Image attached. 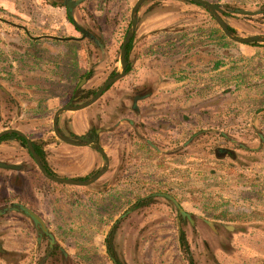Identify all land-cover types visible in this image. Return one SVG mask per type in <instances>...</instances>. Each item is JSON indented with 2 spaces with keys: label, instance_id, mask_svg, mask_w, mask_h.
I'll return each mask as SVG.
<instances>
[{
  "label": "crops",
  "instance_id": "crops-1",
  "mask_svg": "<svg viewBox=\"0 0 264 264\" xmlns=\"http://www.w3.org/2000/svg\"><path fill=\"white\" fill-rule=\"evenodd\" d=\"M41 1L44 3V6L40 0H36L35 3L33 1V3L42 9L41 12H43V8L44 10H46V8H55L58 10L60 13L58 14V18H60L62 23L65 25V28L68 30L69 25L71 24L66 19V10L64 12V9L60 5L53 7L48 5L45 2L46 0ZM206 1L219 5L224 11L223 13H226L224 10L226 6L230 7L237 5V0ZM160 2L158 3V8L152 10V12L141 20V23L136 29V32L139 31V34L136 33L138 34L135 39L136 44L129 54L131 55L129 58L131 69L138 68L136 66L141 65L144 61H146L145 58L149 54L157 52L156 46H145V44H149V42H145V39L155 36L160 37L159 35H164V37L168 38L171 31L182 34V32L187 33L189 31H195L196 29L206 28L205 33L209 35L206 37L205 42H200V49L198 48L199 55L194 58V61H200V71L207 76H205L206 78L204 79V81H206V83H204L205 86H201L202 89H204L206 85L212 87L211 89H208V87L206 88V91L210 90L211 92H208V95L203 94V98L199 99L200 103L202 101L201 104L206 105L209 104V102L212 104L210 106V110L205 106V108L202 109L201 106L200 110H196L197 114L200 115V118L206 117L216 120L218 117L217 114H219L218 110L220 109L217 104L219 97H223L224 95L231 96L235 101L229 106V108H234L233 113L230 111L231 109L229 110V108H225V111H230L233 116H235V123L240 121L239 119L244 120V122L242 123L240 121V126L238 127L239 131L237 129L232 131L230 130L228 135L234 139L235 144L245 150H263L264 45L253 47L249 45H232L227 43L221 39V35L218 33L220 28L218 29L217 25L210 23L209 20H211V16H208L209 20L205 18V14L207 13L204 9L188 6L186 5L188 3L183 1H180L183 3L178 6H173L168 1ZM260 2H264V0H255V2L253 0L244 1V7L246 8L241 10L249 11L252 14L240 15L236 13V10L240 9H235L234 11L235 14H233V20L235 24L238 25L241 23L245 27L244 30H246L249 35H253V31H259L258 33L264 32V11L262 12V10H260ZM28 4L29 0H0V25L5 21V24L11 26L12 31H10L9 35L11 40L16 42V45L13 47L16 48V52L26 55H22V59L16 61L18 63V67H21L19 70V76L16 75V77L26 81V87H16L12 94V88L10 90L8 86L11 82L15 83L17 79L11 76L8 71L4 74L2 66H6V56L10 55L11 52H13L12 50L15 49L10 48L9 51L6 49L5 51L0 52V71H2L0 72V78L2 79V82L5 83L3 85L0 83V86L2 87L1 90L5 91L9 95L11 94L13 96V100L19 106H24V109H20V113H18V115L19 118L27 119V122H25L26 124H23L25 125L24 127L22 122L19 124V128L16 126L12 127L16 129L18 128V130L24 133L31 141L42 143L45 160L49 169L53 173L63 178L82 179L94 174L103 166L104 162L100 155L90 146H72L58 141L52 134V118L54 113L59 108L67 104L66 102L68 100H66V96L68 95V97H70L69 95H71V92L75 89L76 84L78 83L79 75L76 68L77 64L75 62V50L77 49L76 46H78V44L82 45L84 42L78 43L79 40H67V38H78L74 37L75 35H72L71 33H69L66 37L51 35L48 33H33V27L31 28L28 23L42 21L44 14L41 13L35 20L32 19L34 16L26 10ZM172 9H175L177 15L173 16V14L170 13ZM61 12H63V14ZM3 13L6 16H9L10 20L13 22L25 21L26 23L18 24L9 22L6 19H3ZM195 15H202L207 24L205 26H200V24H198V19L196 18L195 20ZM238 16H241L243 19ZM225 21L227 22L226 19ZM229 22L230 21L227 23L228 26L238 32L235 25H232ZM258 25L259 27H256ZM71 26L75 30L74 26ZM39 27H43L42 24H40ZM202 33H204V31ZM179 36L184 37V35ZM61 38L66 40H62ZM166 40L165 42H167ZM165 42L163 44L168 47ZM168 44H170V41ZM25 45L28 46L27 50H24ZM41 45L44 47H53L54 45L68 47L69 52L65 54V58L67 59L66 67L62 69L61 67H56V64L50 61H44L43 57L39 56L35 49V47L38 48L41 47ZM172 46L174 45L170 44V47ZM103 53H106L105 49H103ZM12 54L16 55L15 53ZM43 63L46 64L43 65ZM181 66V68L179 67L180 71H178V73L171 77H166L167 79L165 78L169 84L173 81L175 85H183V83L188 82L185 77V72L183 71L184 65ZM7 68L10 70L11 67L8 66ZM60 70H63V72L66 70V73L62 76L61 74H57ZM36 73L41 76V85H37L38 83L30 81L31 76H37ZM124 80H126L124 84H127L130 79L125 76L115 84H123ZM54 84L58 87L56 91L53 87ZM136 84L138 83H135L134 85ZM64 85L68 88H66V91L60 92L58 89H61ZM148 86L150 90L147 92L143 91L144 89L141 90L145 95L135 103V111L131 109L133 101H130V98H128L129 96H127L124 91L110 87L98 101L89 106L91 108L87 113H80V111H84L87 108L89 109V107L80 111H65L59 116L61 120H68L70 131L78 136L87 133L93 124H99V126L103 127L98 134V142L108 158V168L107 171L94 183L88 186H68L57 185L54 183L48 184L44 182V179L38 176L40 179L39 182L38 177H36V174L32 169H28L26 171L23 170L17 174L6 172V174L9 175V178L6 180V185H8L7 187L12 191V193L5 195L6 192L4 191V196L2 198L17 199L25 205L24 207L38 215L44 222L48 232L47 234L52 239V242L60 248V255H55L52 259H49L51 263L46 262V264H112L106 253L104 241L112 227V224L120 217L119 215L129 207V205L125 207L126 204H124V201L127 202V199H130L133 193L130 184L139 179H135L134 174L131 175L129 174V171L127 172V170H129L128 160L120 161L117 165V168L119 169L116 171V165L112 162L110 155L107 154V150L105 149L104 140L107 142L110 135L120 132L122 130V126L125 124L130 126L132 129V133L128 135L129 139L132 140L131 142L129 141L130 150L132 152H136L137 154L140 153L137 151V149L140 148V144H146L148 149H152L154 152L156 151V148L158 147L152 143L154 140L153 134L155 133L148 131L152 137L147 140L142 137L143 134L140 126L138 127L137 125L140 118L147 119V121L143 123L146 128L148 127L147 129H152V126L154 125L153 123L156 114H153V117H148V119L145 114V110L141 109L138 105H141L143 101L151 98L152 94L149 93V91L152 90L151 83H149ZM137 90L138 93L136 95L141 94L139 91L140 89ZM226 90H228V94H224ZM136 95H134V97ZM101 99L106 100L101 103ZM125 102H128L129 105H126ZM189 111L190 110L181 111L180 114L174 112L173 115L171 110L162 114L165 117L166 130L165 138H163L165 148L172 147L174 145L180 146L181 151L188 149L189 143L187 140L183 142L180 137L188 135L190 132H194V130L189 131L190 129L188 128V125H183L184 117L186 118L188 116ZM175 114H177V116H175ZM49 118H51V125H47ZM132 118L134 120L136 119V121L133 122ZM36 122L40 124L39 127H34ZM15 123L16 121H13V124ZM218 128H220V126L218 127L215 124L209 131H218ZM196 132H199L198 129H196ZM174 135L179 136V138L174 137L175 139H173ZM232 141L233 140H231V142ZM0 161L17 165L22 162L24 166H30L27 158L25 157V151L15 141H5L0 143ZM254 166L255 168H259L262 174L261 178H264V159L262 162H259ZM15 176L20 177V181L17 186L14 185V182L11 180L12 178L14 179ZM244 180L247 181L246 179ZM145 191L146 190L143 192ZM160 194L165 193H157L154 195L153 199H156V197L166 199ZM93 195H95V197H101L102 199L106 196L107 198L109 197L108 199L116 198L115 204L113 202L107 203L109 208L107 210L111 213L114 212V215L112 214V216H108L106 219L104 218L105 221H100L99 224L92 223L91 218L87 217L85 211V214L82 215L80 211L83 209L77 207L76 200H78L79 197H85L88 199ZM166 195L172 197L178 207L171 200L166 199L170 205L172 204L174 208L176 206L177 208L182 209V213L185 212L186 215H191L188 211L183 209V202H178L175 196L173 197L169 193ZM12 203H14V201H12ZM232 209L233 212L231 216H233L234 221H227L224 223L218 221L217 223H223L225 228L229 227L228 224L231 227L233 226L232 228H234V226H244L245 224H248L246 219L251 217V208L233 207ZM194 211L202 213L199 207H194ZM13 212L15 211H10V213ZM78 213H80L81 216L77 217ZM46 217H51L53 220V226L50 222L46 221ZM25 218L29 222L27 229L28 235L25 234L29 244L25 245L26 247L23 245L21 248L20 251L23 253L22 257L25 259H20L21 261L19 260L20 262H18V264H27L29 260L32 259V250L34 249V251H36L45 244L43 242L44 238H42L40 232L38 231V227L34 225L28 217ZM170 218L176 222V217L170 215ZM170 218H166L167 221L149 227V232H154L153 237L158 238L155 239L154 242L144 240L140 241L141 234L139 235V233H141L143 225L145 224L142 220L141 228L138 227V231V228L135 231L133 230V233L137 232L139 237L135 239L136 235L134 234L129 237L128 240H122L123 243L122 241L120 243V241L116 240L115 245L117 246L118 252L120 253L121 251L119 255L124 264H183V256L178 242L179 229L176 223V226L173 225ZM198 219L199 218H197V220ZM242 221H245L244 225H242ZM149 222L153 224L152 220ZM209 222L214 223L215 221ZM195 223H197V221ZM70 227L76 230V232H79V234H76V239H65L62 236L63 230ZM245 227L246 230H251L248 225H245ZM166 235V238H161V236ZM22 238H24V235ZM169 241L173 243L172 247L167 246L169 245ZM96 250H99L97 254H95ZM16 251L18 252L19 250ZM10 252L11 250L8 249L6 252L1 253L0 262L2 264L11 262L13 258L18 259L20 256V254L17 255V252ZM146 253H148V255H165L164 257H159V260L158 258L153 260L152 258H147ZM168 254H171L172 256L168 258ZM41 255L42 254H39V256Z\"/></svg>",
  "mask_w": 264,
  "mask_h": 264
},
{
  "label": "rangeland",
  "instance_id": "rangeland-1",
  "mask_svg": "<svg viewBox=\"0 0 264 264\" xmlns=\"http://www.w3.org/2000/svg\"><path fill=\"white\" fill-rule=\"evenodd\" d=\"M33 1L34 3L36 2V0H29V4L26 9L28 13L34 16L32 19L35 20L39 14H44V17H42V21L28 23L31 28L33 27V33H48L61 37H66L69 35V33H71L72 35H75L74 37H81L79 31L74 30L71 25H69L68 30L65 28V25L62 23L60 18H58V14H60L58 10H56L55 8H46V10H44L43 8V12H41L42 9L39 8L38 5H35ZM135 1L136 0H85L72 9V17L76 24L80 27L94 28L95 31L99 34V40L106 51V53L104 54L103 51L95 47L88 40H85L84 44L76 46L77 49L75 50V62L77 64L76 68L78 73H91L89 81L83 83L85 84V89H94L96 87H99L110 76L112 71L119 72L121 70L119 63V49L126 31L129 30V14ZM154 1L155 0H146L142 7L145 9H149L150 5H152ZM160 1H168L173 6H178L179 4L183 3L179 0H159V2ZM244 1L245 0H237V5L230 6L231 9L246 8L244 7ZM253 1L255 2V0ZM40 2L44 6V3L41 0ZM45 2L47 4L52 2L57 5H63L62 3L64 2V0H46ZM186 3H188L186 4L188 6L204 9L195 3ZM62 8L65 12V7ZM204 11L208 14H205V18L209 20V12L206 9H204ZM61 13L63 14V12ZM170 13H172L173 16L177 15L175 9H172ZM142 14L140 18H142ZM231 14L232 13L224 16V18L227 20V23L228 21H230L229 23L235 25L238 30L237 35L239 37L252 36L249 35L246 30H244L245 27L241 23H239L238 25L235 24L233 20L234 15ZM3 15V19H6L9 22H13L12 20H10L9 16H6L4 13ZM194 17L195 20L196 18L198 19V24H200V26H205L207 24L204 21L202 15H195ZM209 21L210 23L218 26V24L212 17ZM5 23L6 22L4 21V23L0 25V52L5 51L6 49L9 51L10 48L15 49L12 50L13 52H11L10 55H7L5 59L6 66L11 67L10 70L6 66H2L4 74H6V72L8 71V73L10 72L11 76L17 79L15 83L11 82L8 86L10 90L12 88L11 93L13 94V90L15 91L16 87H26V81L20 79L19 77H16V75L19 76V70L21 69V67H18V63L16 61L21 60V56L25 54L16 52V48L13 47L16 45V42L12 41L9 35L10 31H12V28L10 25H7ZM13 23L25 24L26 22L24 21ZM40 24H42L43 27H39ZM256 27H259V25ZM202 30L204 31V33H202ZM205 30L206 28H200L196 29L195 31H189L187 33L182 32V34H179V32L176 33L175 31H171L168 38L164 37V35H159L160 37L155 36L156 38L152 37L149 39H145V42H149V44H145V46H156L157 52H155L154 54H149L148 56L150 57L147 56L145 58L146 61H144L141 65L136 66L138 68L130 69V71L125 75L130 79L127 84H124L126 82V80H124L123 84L114 83L111 86V88L114 87L113 89L124 91L125 94L129 96L128 98H130L131 101L134 95L138 93L137 89H140V93L143 91L147 92L148 90H150L148 85L149 83H151L152 90L149 91V93L152 94L151 98L149 100L143 101L141 105H138L141 109L145 110L147 118L153 117V114H156L153 123L154 125L152 126V129H147L148 127L146 128L143 125V123L147 121V119L144 118H140L137 125L138 127L140 126L143 134L142 137L147 140L152 137V135L149 134L148 131H152L153 133H155L153 134L154 140L152 142L155 146L158 147L156 148L155 153L152 149H150V154H137L136 152H132L130 150L129 144V141L131 142L132 140L128 137V135L132 133V129L130 128V126L125 124L122 126V130L120 132L110 135L107 142L104 140V146L107 150V154L110 155L112 162L116 165V171L117 169H119L117 168V165L120 161L128 160L129 170H127V172L129 171V174L131 175L134 174L135 179H139L136 180L134 184H130L133 193L137 194L140 191L143 192L144 190H146V193H149L151 191L156 192L160 189L167 191V193L169 192V194L172 196H175L178 202H183V209H185V211H188L189 214L193 215L190 217V219L194 222L193 226L196 225L195 227H190L189 224H186V226L189 228V231H191L188 236V241L191 243L193 250L196 252V255L199 256L201 264H264V231L245 230L241 225L234 226V228H232L231 230L229 228H225L224 225L209 222L211 216L194 211V205L190 203L191 201L194 204H199L200 202H202L200 201V195H202L203 193L205 197L204 199H210L212 196H215L218 193L227 194L229 192V182H218L212 179V175L216 173H213V164L215 163V160L213 159L215 158L213 155H210L208 153V150H206L208 149V145H205L207 143V139H202L196 145H193V147H190L184 151H181L180 146L174 145L172 147L165 148V145L163 143L166 129L165 117L162 114L166 112L172 110L174 115V112L180 114L181 111L193 109V114L195 116L192 118H187L190 115L188 114L186 118L184 117L183 125H188V128L190 129L189 131L194 130V132H190L188 135H183L182 137H180L183 142L187 140V142L189 143L193 139V137H190L189 135H192L196 132V129L199 130L200 128V115H198L196 111L198 109L200 110V104L202 103V101L200 103L199 99L203 98V94L208 95V92H211L210 90L206 91L207 87L208 89L212 88L211 86L206 85V87L202 89L201 86H205L204 83H206V81H204V79L207 76L200 71V61H194V58L199 55L198 48L200 49L201 45L200 39H206V37L209 35L205 33ZM258 32L259 31H253L252 34L264 36L263 32ZM136 33L139 34V31H137ZM179 35H184V37ZM165 40L167 42H165ZM169 41L170 44L174 46L170 47V44H168ZM164 42L165 44L167 43L168 47L163 44ZM27 49L28 46L25 45L24 50ZM35 49L36 53L39 54V56H42L44 61H50L56 64V67H61L62 69L66 67L67 59L65 58V54L69 52L68 47H60L59 45H54L53 47H44L41 45V47H35ZM12 53H15L16 55H13ZM130 57L131 55H129L128 57L129 62ZM45 64L46 63H43V65ZM181 65H184L183 71L185 72V77L187 78L188 82L183 83V85H175L173 81L169 84V82L166 80V77H171L174 74L178 73V71H180V68L182 67ZM64 73H66V70L64 72L63 70H60L57 74H61L62 76ZM36 75L37 76H31L30 81H34L38 83L37 85H41V76H39V74L37 73ZM123 77L121 79H123ZM0 83L2 85L5 84L2 82L1 78ZM135 83L138 84L134 85ZM53 87L55 88V91L58 88L55 84ZM1 88L2 87L0 86V129L2 128L0 131L4 130V127L13 128L12 126H16L19 128V124L21 122L22 125L27 122V119L19 118L18 115V113H20V109H24V106H19L13 100V96L11 94H8V97H5V95L3 97ZM66 88L68 87L64 85L61 89L58 90L60 92L66 91ZM142 89L144 90L141 91ZM112 93L115 94L114 92ZM224 94H228V90H226ZM68 98L70 97H68L67 95L66 100H68ZM105 100L106 99H101L100 102L102 103V101ZM234 102L235 101L231 96L224 95L223 97H219L217 104L219 105V108L221 110L225 111V108H229V106ZM125 103L126 105H129L128 102ZM211 104L212 103L210 102L209 104H204L202 106V109L206 107L210 110ZM90 108L91 107H89V109H85L84 111H80V113H87L88 111H90ZM230 109L232 108H229V110ZM177 114H175V116H177ZM239 120L242 123L244 122V120ZM13 121H16L17 124H13ZM50 121L51 118H49V122H47V125H51ZM132 121L134 122L136 121V119L134 120L132 118ZM240 121H238V123H240ZM24 126L25 125H23V127ZM39 126L40 124L37 122L34 124V127ZM174 137L179 138V136L174 135L173 139H175ZM222 152L223 151L219 152V154H222ZM241 153L240 158L243 162L244 158L243 154ZM25 157L27 158L28 163L34 169L33 171L36 174V177L39 176L42 179H45L41 176L31 158L27 156L26 151ZM188 161L190 163L189 165H187ZM200 174H203L206 177L203 178ZM7 186L8 185H6V181H4L3 177H0V209L6 210L7 208H10L15 204H21L24 207L25 205L17 199L14 200L11 198H2L4 196V191L6 192L5 195L12 193V191ZM98 198L99 197H95V195H93L88 199L85 197H79V199L76 200L77 207L83 209L80 211V213H82V215L86 213L87 217H90L92 223L94 224H99L100 221H105L106 217H110L112 216V214L114 215V212L111 213L107 210L109 209L107 203L113 202L115 204L116 198L108 199L109 197L107 198V196L104 197V199H102L101 197L99 199ZM2 200L7 201L2 202ZM195 200L197 201L195 202ZM12 201H14V203H12ZM130 201L131 198L127 199V202L124 201V204H126L125 207L129 205ZM80 213H78L77 217L81 216ZM121 215L122 214H120L119 216ZM170 215H172L173 217L177 216L174 206L172 204L170 205L166 201V199L156 197V199H153L148 206H145L141 208V210L137 211V214L127 220V223H130V227H132L131 229L135 231L138 227L141 228L142 222H145V224L143 225V230L141 231V233H139V235L141 234L140 241L144 240L148 242H154L155 239L158 238L153 237L154 232H149V227L167 221L166 218L169 219ZM25 217L27 216L18 211H15L13 213L6 212L0 215V245L2 246V249L4 250V252L9 249L11 250L10 253L17 252L16 250H19L17 252V255L20 254L18 259L13 258L11 262H7L6 264H15V261L18 262L20 259H25L24 257H22L23 253H21L20 251L23 245L25 246L29 244L27 238L25 237V234L28 235L27 229L29 222ZM197 218L204 219L208 223H203L204 225L201 226V220L200 223H195L196 221H199V219L197 220ZM150 220H152L153 224L149 222ZM46 221L50 222V224L53 226V220L51 219V217H46ZM171 222H173V225L176 226L175 222L172 219ZM228 226L230 225L228 224ZM139 228L137 229V231L139 230ZM127 233L128 228L126 231H122L121 229L116 240L120 241L121 243L122 240H128L129 237L133 236L134 234L136 235L135 239L139 237V235H137V232L130 234V236H128ZM76 234H79V232H76V230L70 227L63 230L62 236L65 239H76ZM23 235L24 238H22ZM163 237L166 238L167 235L161 236V238ZM43 242L45 243L44 239ZM172 244L173 243L169 241V245L167 246L172 247ZM98 251L96 250L95 254H97ZM32 252H34V249L32 250ZM148 253H146V257L152 258L153 260L155 258H158L159 260V257L161 258L165 255H148ZM37 254L39 255L42 253L41 251H38ZM171 256V254L167 255L168 258H170ZM32 258L38 259V256L35 255L32 256ZM33 262H36V260H33ZM0 264L2 263L0 262Z\"/></svg>",
  "mask_w": 264,
  "mask_h": 264
},
{
  "label": "trees",
  "instance_id": "trees-1",
  "mask_svg": "<svg viewBox=\"0 0 264 264\" xmlns=\"http://www.w3.org/2000/svg\"><path fill=\"white\" fill-rule=\"evenodd\" d=\"M259 1V0H257ZM261 3L262 12L264 11V2ZM259 3V4H260ZM51 6H56L57 4H54L52 2L48 3ZM63 7L64 5H60ZM224 15H228L232 13L231 15L235 14V9H231V7L226 6L225 7ZM237 16V15H236ZM213 18V16H211ZM242 18L241 16H238ZM251 17V16H249ZM66 19L67 21L73 25L74 20L72 16H69L66 12ZM214 19V18H213ZM243 19V18H242ZM228 27V30L231 35L237 36L236 30L233 28ZM75 28V27H74ZM219 29V28H218ZM75 30H77L75 28ZM218 33L221 35V39L223 41H226L227 43H230L232 45H240L234 42H230L229 39L222 33V31L219 29ZM264 33V32H263ZM200 42H205V39H200ZM132 40L126 45V55H125V62L128 63V56L129 51L131 48ZM79 45V44H78ZM241 45H249L253 47H259L264 45V43H257L252 42L249 44H241ZM131 67L129 64H127L125 74H127L130 71ZM78 83L76 84L75 89L71 92V96L68 99L67 102L73 101L74 102H81L88 101L91 97H93L98 89V87L94 89H83L79 86V83L82 79L86 78L89 79L91 77V73H84L79 74ZM117 75L116 71H113L109 78H113ZM109 86L107 90L110 88ZM2 95L4 97H8V94L2 90ZM218 102V101H217ZM204 104H200V107ZM232 108L230 111L233 113ZM237 109V108H236ZM230 111H223L218 110V117L217 119L213 118H206L201 117L200 118V128L199 132H195L192 135H189L190 137H193V139L189 142V146L193 147V145H196L198 142H200L202 139L206 140L208 145V150L210 155H213L215 159V163L213 164V173L212 179L216 180L218 182H229V192L227 194L224 193H218L215 196H212L210 199H204V193L200 195V202L199 204H194L192 201L191 204L194 205V207H199L200 211L203 214H208L211 216L210 221H215V224L223 225L224 222L227 221H234L233 216H231L233 212V207H249L252 210L251 217L246 219L248 221V225L251 230L256 231H264V178H261L262 174L259 170V168H255V164L262 162L264 159V149L260 150H245L239 145L234 143V139L229 136V131L231 130H238L239 131V123H235V116ZM208 113V112H204ZM189 117H194L193 109H190L189 111ZM220 118V119H218ZM217 125L218 128L221 131H209L213 125ZM237 124V125H236ZM7 128V127H4ZM240 134V133H237ZM189 139V137H188ZM8 140H15L19 143H24V139L17 135L16 133H6L0 137V143ZM231 140H233L231 142ZM33 149L35 153L37 154L39 160L42 163L43 168L45 169V172L48 176H56L48 167L47 162L45 160V153L42 150L41 145H37L35 142H32ZM140 153H146L150 154V149H148L146 144H140V148L137 149ZM222 152V154H219V152ZM154 152V151H153ZM242 152V153H241ZM155 153V152H154ZM240 153L243 154V162L240 158ZM189 161L187 162V165H189ZM201 177L205 178L203 174H200ZM210 179V178H208ZM246 179L247 181H245ZM79 181H86L88 179H77ZM252 181V182H251ZM256 181V182H253ZM45 183L53 184L52 181H49L47 179H44ZM57 185H63L54 183ZM134 184V182H133ZM251 184V185H250ZM251 187V188H248ZM141 193H132L131 195V201L129 202V207L122 213V215L112 224V227L105 238V247H106V253L108 255V258L113 264H123L122 260L120 259V253L118 252L116 243V238L118 237V234L120 230L126 231L128 228L127 235L130 236V234L133 233V229L130 227V223H127V220H129L131 217L135 216L137 214V211H139L141 208L148 206L149 203L153 200L154 195L157 193H165L167 194V191L164 190H157L151 191L149 193L142 192ZM169 193V192H168ZM146 194V195H145ZM149 194V195H147ZM174 197V196H173ZM7 200H2V202ZM197 200H195L196 202ZM23 205H12L10 208L12 210L21 212L24 214V211L21 209ZM6 211L5 209H0V215H2ZM124 215V216H123ZM123 216V217H122ZM200 220L202 223L201 226L204 224H207L208 222L204 219H199L197 221V224L200 223ZM218 221H221L223 223H217ZM252 221V222H250ZM204 223V224H203ZM245 221H242V225H244ZM242 226L244 229L246 228ZM126 226V227H125ZM196 226V225H195ZM193 226V227H195ZM130 227V228H129ZM191 227V226H190ZM246 230V229H245ZM38 231L40 232V235L42 238H44L45 244L40 249H35L36 251L31 252V257L37 255L38 259H30L28 264H46V262H50L49 259H52L55 255H60V248L59 246H56L53 242L50 236L46 233H43L40 228H38ZM189 228L187 229H181L179 230L178 235V241H179V247L183 256V264H201V261L199 260V256L196 255V252L193 250V247L191 243L188 241L187 236H189ZM41 250L42 255L39 256L37 253ZM40 252V251H39ZM1 255V253H0ZM33 260H36V262H33ZM19 262V261H18ZM17 261H15V264H18ZM51 263V262H50Z\"/></svg>",
  "mask_w": 264,
  "mask_h": 264
},
{
  "label": "water",
  "instance_id": "water-1",
  "mask_svg": "<svg viewBox=\"0 0 264 264\" xmlns=\"http://www.w3.org/2000/svg\"><path fill=\"white\" fill-rule=\"evenodd\" d=\"M85 0H77L75 2H72L70 0L66 1L65 6L67 9V13L69 16H72V9L74 7H76L77 5L81 4L82 2H84ZM144 0H137L135 2V4L132 6L131 11H130V22H131V29L128 32V34L126 35L122 46H121V50H120V55H119V62L121 65V72L119 74H117L115 77L110 78L108 80H106L100 87L99 89L96 91L95 95L87 102L81 104V105H65L61 108H59L55 113L54 116L52 118V128H53V133L56 136V138H58L60 141L68 144V145H72V146H88L90 144H94L97 151L99 152V154L104 158L105 160V168L100 171L99 173H97L96 175H94L92 178H90L88 181H79L77 179H70V178H62V177H54V176H48L45 172V169L43 168L37 154L35 153L33 147H32V143L30 142V140H28V138L26 137V135L24 133H22L21 131L17 130V129H4L2 131H0V137L6 133L9 132H13L16 133L17 135L21 136L22 138H24L25 142H26V146L27 149L32 157V159L34 160L39 172L42 174L43 177H45L46 179L54 182V183H58V184H63V185H68V186H88L92 183H94L97 179H99L106 171L108 168V158L105 154V152L103 151V149L100 147V145L98 144V142L93 141V140H83V144H79L76 143L74 141H71L69 139L64 138L63 136H61V134L58 132L57 129V117L58 114L60 112H64V111H80L83 110L87 107H89L90 105H92L94 102H96L101 95L106 91V89L111 86L112 84H114L115 82H117L118 80H120L124 74H125V68H126V62L124 61V57H125V47L128 44V42L130 41L131 37L133 36L135 29H136V12L138 7L140 6V4L143 2ZM179 1H183V2H191V3H195L197 5H199L200 7L206 9L209 14L211 16H213L214 20L216 21V23L218 24L220 30L222 31V33L227 37V39H229L230 41L237 43V44H249L252 42H257V43H264V36H260V35H252V36H242V37H237V36H233L230 34L227 24L225 22V20L223 19V10L220 8L219 5L217 4H213L210 3L206 0H179ZM237 14L240 15H249L252 14L249 11H244V10H236ZM74 27L76 29H78V31L82 34V36L86 35V32L80 28L75 22H74ZM62 40H66L64 38H61ZM80 40V38H67V40ZM0 169H4V170H12V171H19L21 169L20 165H13V164H8V163H4V162H0ZM161 196H163L166 199L171 200L177 207V203L175 202V200L166 195V194H160ZM21 209L24 211V215L27 216L32 223H34V225H36L38 228L41 229V231L43 233H48L46 226L44 224V222L42 221V219L36 215L35 213H33L31 210L27 209L26 207H21ZM10 211H15L12 210L11 208H7L6 211L4 212H10ZM182 212V210H180ZM1 214V213H0ZM229 229L232 230V227L229 226ZM0 253H4V250L2 249V246L0 245Z\"/></svg>",
  "mask_w": 264,
  "mask_h": 264
},
{
  "label": "flooded vegetation",
  "instance_id": "flooded-vegetation-1",
  "mask_svg": "<svg viewBox=\"0 0 264 264\" xmlns=\"http://www.w3.org/2000/svg\"><path fill=\"white\" fill-rule=\"evenodd\" d=\"M66 1H68V0H64V2L62 3L64 6L63 7H65V10H66V12H67V9H66V6H65V3H66ZM70 1H72V2H75V1H73V0H70ZM137 1V0H136ZM135 1V2H136ZM146 0H144L141 4H140V6L138 7V9H137V12H136V29L138 28V25L141 23V20H143L150 12H152V10H155L156 8H158V1L159 0H155L154 1V3L152 4V5H150V7H149V9H145V8H143L142 7V5L144 4V2H145ZM135 4V3H134ZM133 4V5H134ZM143 8V9H142ZM224 12V11H223ZM143 13V14H142ZM141 14H142V18H140V16H141ZM224 13H223V18H224ZM73 18V17H72ZM225 19V18H224ZM74 20V19H73ZM75 22V21H74ZM226 22V21H225ZM76 23V22H75ZM226 24H227V22H226ZM74 26V25H73ZM227 26H228V24H227ZM80 27V26H79ZM80 28H82L85 32H86V35L85 36H82V34H81V37H78V38H80V40L78 41V43H81V42H84L85 43V40H88L89 42H91L95 47H97V48H99L101 51H103V45L101 44V42H100V40H99V34L95 31V29L94 28H92V27H88V28H86V27H80ZM128 28H129V30L128 31H126V33H125V35H124V39H125V37H126V35L128 34V32L130 31V29H131V22H130V14H129V25H128ZM136 29H135V32H134V34H133V36L131 37V39L130 40H132V44H131V48H130V51H129V54L131 53V51H132V49H133V47H134V43H135V39H136ZM77 31H78V29H77ZM124 39H123V41H124ZM123 41H122V43H123ZM130 42V41H129ZM128 42V43H129ZM122 43H121V46H122ZM121 46H120V49H119V55H120V50H121ZM126 48V47H125ZM125 55H126V49H125ZM129 57V56H128ZM125 58V57H124ZM125 61V60H124ZM120 63V62H119ZM126 64H129L130 65V62L128 61V63L126 62ZM120 67H121V65H120ZM126 67H127V65H126ZM125 70H126V68H125ZM113 72V71H112ZM111 72V73H112ZM121 72V70L119 71V72H116L117 74H119ZM126 74H124V76H125ZM109 78V77H108ZM108 78L106 79V80H108ZM91 80V79H90ZM105 80V81H106ZM86 81H89V79H86V78H84V79H82L81 81H80V83H79V86L81 87V88H86L85 87V84H83L84 82H86ZM104 81V82H105ZM119 81V80H118ZM103 82V83H104ZM102 83V84H103ZM116 83V82H115ZM101 84V85H102ZM100 85V86H101ZM113 85V84H112ZM111 85V86H112ZM99 86V87H100ZM99 87H98V89H99ZM97 89V90H98ZM106 91H107V89H106ZM105 91V92H106ZM104 92V93H105ZM103 93V94H104ZM102 94V95H103ZM102 95H101V97H102ZM145 94L143 93V92H141V95L139 94V95H136L133 99H132V104H131V109L132 110H136L135 109V103L140 99V98H143V96H144ZM92 98V97H91ZM90 98V99H91ZM89 99V100H90ZM100 99V98H99ZM98 99V100H99ZM88 100V101H89ZM97 100V101H98ZM87 102V101H86ZM83 103H85L84 101H82L81 102V100H80V102H74V100L73 101H70V102H67V104L66 105H68V104H71V105H81V104H83ZM95 103V102H94ZM93 103V104H94ZM91 106V105H90ZM65 112V111H64ZM64 112H60L59 114H58V117H57V129H58V132L61 134V136H63L64 138H66V139H69V140H71V141H74V142H76V143H79V144H83V140H81V139H84V140H93V141H96V142H98V134L100 133V131L102 130V128L103 127H101V126H99V124L98 125H92L91 127H90V129H89V131L87 132V133H85V134H83V135H75L74 133H72L71 131H70V129H69V125H68V120H61V118L59 117L61 114H63ZM6 129H14V128H6ZM18 130V129H17ZM9 133H11V132H9ZM52 133H53V128H52ZM53 135H54V133H53ZM27 137V136H26ZM54 137L56 138V136L54 135ZM28 138V137H27ZM24 139V138H23ZM58 141H60L58 138H56ZM28 140H30L29 138H28ZM8 141H15V140H8ZM5 142V141H4ZM15 142H17V141H15ZM30 142L32 143V142H35L37 145H41L42 146V143L41 142H36V141H31L30 140ZM60 142H62V141H60ZM2 143V142H1ZM18 143V145H20V147L24 150V151H26V154H27V156H29L30 158H31V160L34 162V160L32 159V157H31V155H30V153H29V151H28V149H27V146H26V142H25V140H24V143H19V142H17ZM64 143V142H63ZM66 144V143H65ZM98 144H99V142H98ZM88 146H90V147H92L98 154H99V152L97 151V149H96V147H95V145L94 144H90V145H88ZM33 147V146H32ZM85 147H87V146H85ZM100 155V154H99ZM100 157L102 158V160H103V166L100 168V169H98L94 174H92V175H89V176H87V177H85L86 179H90V178H92L94 175H96L97 173H99L100 171H102L104 168H105V160H104V158L100 155ZM0 162H3V161H0ZM41 162V161H40ZM5 163V162H4ZM8 164H10V163H8ZM34 164H35V162H34ZM42 164V163H41ZM13 165H17V164H13ZM18 165H20L21 166V169L19 170V171H12V170H4V169H0V177L2 178L3 177V179H4V181H6L8 178H9V175L8 174H6V172H10V173H12V174H17V173H20L21 171H23V170H28V169H32V170H34L33 168H32V166L30 167V166H28V165H26V166H24V164L21 162V164H18ZM35 166H36V164H35ZM36 168H37V166H36ZM38 169V168H37ZM39 171V170H38ZM41 174V173H40ZM55 174V173H54ZM56 176H54V177H60V176H58L57 174H55ZM41 176H42V174H41ZM43 177V176H42ZM43 178H45V177H43ZM63 178V177H62ZM46 179V178H45ZM82 179H84V178H82ZM13 182H14V185H18L19 184V181H20V177L19 176H15L14 177V179L12 178L11 179ZM48 180V179H47ZM88 180H86V181H88ZM50 181V180H49ZM54 183V182H53ZM175 208H176V213H177V216H176V225H177V227H178V229L179 230H181V229H188V227L186 226V224H189L191 227H193V225H194V222L190 219V217H191V215H186V213L184 212V213H182L180 210H182V209H180V208H177L176 206H175ZM179 213H181V214H179ZM179 230H178V235H179Z\"/></svg>",
  "mask_w": 264,
  "mask_h": 264
}]
</instances>
